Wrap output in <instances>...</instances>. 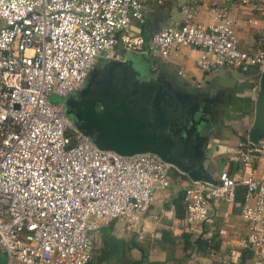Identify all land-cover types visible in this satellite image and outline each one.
<instances>
[{"label": "built area", "instance_id": "2783aa9c", "mask_svg": "<svg viewBox=\"0 0 264 264\" xmlns=\"http://www.w3.org/2000/svg\"><path fill=\"white\" fill-rule=\"evenodd\" d=\"M237 1L253 12L260 9V0ZM210 12V23L201 25L188 8L178 25L145 41L129 35L131 21H143L142 0H0L5 264H89L102 224L118 221L139 232L156 193L168 188L170 170H178L151 153L122 156L96 148L72 125L64 100L84 87L96 66L123 60L129 52L165 59L172 50L192 47L200 52L195 65L203 73L227 66L263 70L264 46L240 51L229 13L219 7ZM259 37L264 42V23ZM236 152L245 173L253 159H264V143L242 139ZM239 186L247 230L240 244L260 250L255 264H264V177L233 178L223 171L214 183L191 181L184 190L185 221L203 222L211 203L231 201Z\"/></svg>", "mask_w": 264, "mask_h": 264}, {"label": "crops", "instance_id": "0c3cea01", "mask_svg": "<svg viewBox=\"0 0 264 264\" xmlns=\"http://www.w3.org/2000/svg\"><path fill=\"white\" fill-rule=\"evenodd\" d=\"M260 1L259 11L253 12L237 0H165L161 4L142 0L143 21L132 20L129 35L141 36L146 41L151 34L178 25L188 8L193 9L197 23L207 25L211 8L219 7L234 20L238 49L253 53L264 46L259 37L264 23V0ZM117 50L121 52L119 47ZM199 55L197 48L180 47L172 50L165 59L140 57L148 73H160L183 90L213 98L203 134L208 136L204 146V167L214 182L223 171L233 178L245 173L264 177V159H253L251 168L244 173L236 152L237 143L247 139L254 118L262 69L258 66L246 69L227 66L203 73L195 65ZM259 143H264V138ZM169 176L168 188L156 193L138 233L118 221L100 226L95 233L89 264H255L259 260L260 250L244 248L240 244L247 233L240 216L244 187L235 189L231 201H213L207 218L191 226L185 221L183 208L184 190L191 180L174 169L170 170ZM184 235L188 236L186 249Z\"/></svg>", "mask_w": 264, "mask_h": 264}, {"label": "water", "instance_id": "95a60500", "mask_svg": "<svg viewBox=\"0 0 264 264\" xmlns=\"http://www.w3.org/2000/svg\"><path fill=\"white\" fill-rule=\"evenodd\" d=\"M212 97L175 86L150 74L129 52L90 71L84 87L64 100L72 125L100 150L122 156L151 153L191 181L214 183L204 167L205 126ZM264 138V69L259 73L254 118L247 140ZM0 264L5 258L0 255Z\"/></svg>", "mask_w": 264, "mask_h": 264}, {"label": "trees", "instance_id": "16d2710c", "mask_svg": "<svg viewBox=\"0 0 264 264\" xmlns=\"http://www.w3.org/2000/svg\"><path fill=\"white\" fill-rule=\"evenodd\" d=\"M183 242H184V248L186 249V248H188V236L187 235H184L183 236ZM199 242V241H198ZM205 244V243H204ZM205 245H207V244H205Z\"/></svg>", "mask_w": 264, "mask_h": 264}, {"label": "flooded vegetation", "instance_id": "af4514ba", "mask_svg": "<svg viewBox=\"0 0 264 264\" xmlns=\"http://www.w3.org/2000/svg\"><path fill=\"white\" fill-rule=\"evenodd\" d=\"M101 64H99L98 66H96L95 68H98L99 66H100ZM67 115V114H66ZM67 117H68V115H67ZM69 118V117H68ZM69 120H70V118H69Z\"/></svg>", "mask_w": 264, "mask_h": 264}]
</instances>
